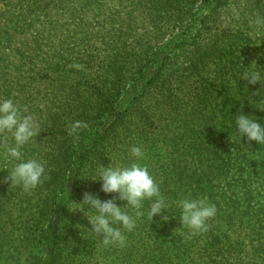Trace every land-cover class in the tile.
I'll list each match as a JSON object with an SVG mask.
<instances>
[{
    "label": "trees",
    "instance_id": "obj_1",
    "mask_svg": "<svg viewBox=\"0 0 264 264\" xmlns=\"http://www.w3.org/2000/svg\"><path fill=\"white\" fill-rule=\"evenodd\" d=\"M105 1L0 0V99L27 106L24 114L39 123L40 134L21 153L25 161L44 160L48 177L30 192L3 183L20 161L6 155L11 134L0 137V264H264V144L239 139L234 120L242 111L264 126V87L240 78L255 69L264 82V26L254 30L264 0H251L230 29L203 19L190 38L194 23L173 25L180 49L203 43L187 63L159 62L160 45L136 50L126 39L137 24L134 12L157 20L181 0ZM176 20L161 19V29ZM205 26L211 33L204 38ZM96 39L114 48L103 61L104 84ZM149 64L157 72L143 80ZM76 108L88 127L60 133ZM132 146L142 148L138 162L159 184L169 219L149 220L145 200V215L124 233L126 246L104 247L87 230L92 213L77 203L86 191L101 200L116 195L100 191L96 170L136 162ZM185 197H207L217 209L209 230L191 239L177 206Z\"/></svg>",
    "mask_w": 264,
    "mask_h": 264
},
{
    "label": "clouds",
    "instance_id": "obj_2",
    "mask_svg": "<svg viewBox=\"0 0 264 264\" xmlns=\"http://www.w3.org/2000/svg\"><path fill=\"white\" fill-rule=\"evenodd\" d=\"M233 11L235 13V9ZM254 23L257 26H264V17L258 15ZM252 64L256 65L255 61ZM69 67L77 70L84 68L80 64H72ZM240 78L246 81L247 85H256L261 82V86L264 87L261 74L255 69L244 71ZM254 94L260 95V92L257 91ZM28 111L27 106L21 109L10 98L0 99V137H5L6 141V134H11L14 144L9 145L5 142L6 155L20 161L14 165L2 182L10 186H19L24 192H30L48 178L45 175L43 162L37 159L26 161L22 159L21 148L33 137L40 134V126L35 117L31 114H24ZM234 120L239 139L246 137L248 141L264 144V126L257 123L254 117L245 115L241 111ZM87 127L86 122L75 121L69 124L68 134H78L79 130ZM130 154L137 158L136 162L126 166H113L110 163L107 167L101 165L96 170L97 178L94 181L101 182L100 191L105 194L115 193L116 195L110 199L101 200L98 195L86 191L82 194V201L77 203L86 206L83 211L92 213L85 215L91 226L87 230L101 238L104 247L110 245L126 246L127 237L124 233L125 231H133L137 219L145 215L141 211L145 200L150 201L147 211L149 220L152 221L156 215H161L165 221L169 219V216L162 214L167 208V204L159 184L150 174L147 166L138 162L144 156L142 148L132 146ZM117 200L126 201L125 206H117ZM177 206L180 209V223L182 227L188 229L186 239L207 232L210 227L207 221L213 219L217 214L216 206L210 203L207 197L199 199L185 197L177 202ZM76 210L82 212L81 208L72 211Z\"/></svg>",
    "mask_w": 264,
    "mask_h": 264
},
{
    "label": "rangeland",
    "instance_id": "obj_3",
    "mask_svg": "<svg viewBox=\"0 0 264 264\" xmlns=\"http://www.w3.org/2000/svg\"><path fill=\"white\" fill-rule=\"evenodd\" d=\"M105 1V0H103ZM157 2V0H155ZM223 0H181V2L178 4L179 7L176 9L175 7L171 6L168 13L172 12V15L167 16L168 14L164 15L160 14V18L157 20L150 21L147 18L142 19L141 17H138V12H134V15L136 17L135 23L136 26L134 28H129L126 32V39L128 41H135L134 43H131V45L135 46L136 50L145 49L148 47H154V49L160 45L154 59L161 62L167 57H174L176 58V62L179 63L182 60H185L187 63V60L189 59V55H194L196 53V50L201 48L203 46V43L199 46H186L182 47L180 49L176 46V40H172V37L170 35V32H173L174 26H177L181 23H194L191 24V33L188 35L191 38V35H196V29H199V23H203V19L205 21L204 24H210L212 26H217L221 23L222 26H225L228 24V28L230 29V21H233L237 18H239L242 13L249 11L250 8L248 7V4L251 3V0H230L228 4H223ZM106 3H109L108 1H105ZM112 4L116 1H110ZM136 6V3L135 5ZM131 8V7H130ZM140 8V7H139ZM235 9V13L234 10ZM162 13H165L162 11ZM179 13V18H177V14ZM192 15V16H191ZM254 15V14H253ZM249 16V15H248ZM166 17L176 18V22H172L169 25H165L161 29V19H164ZM247 17V16H246ZM159 23L154 26V23ZM252 21V20H249ZM235 23H232L231 26H235ZM261 26H256L255 31L259 33V29ZM124 29V28H123ZM242 30V28H240ZM183 31H185L183 29ZM208 32H210L209 28L205 26V29L202 31V36L205 38L208 35ZM211 33V32H210ZM188 36H183L188 37ZM92 49H95V53H99L103 59L97 64V73L100 75L103 84L106 82L105 79L108 78V72L104 68V59L109 56L112 53V50H114L113 47L111 48H105V45L103 43L96 39L93 41ZM256 53V50H254ZM130 71V70H129ZM145 78L143 80L148 79L149 77L155 75L157 72V65L149 64L145 69ZM123 74L128 75V71H125ZM129 81V80H128ZM132 82L129 83L131 85ZM57 107V106H55ZM120 110V107L118 110L116 109L113 111L114 115ZM70 111V109L68 110ZM79 109H74L70 111V115L67 118V124L61 129L60 133H64L65 131H68V123H73L75 121H82L79 114L77 115ZM77 115V116H76ZM115 116H111L109 120L111 121ZM80 131V130H79ZM44 163V160H39Z\"/></svg>",
    "mask_w": 264,
    "mask_h": 264
}]
</instances>
